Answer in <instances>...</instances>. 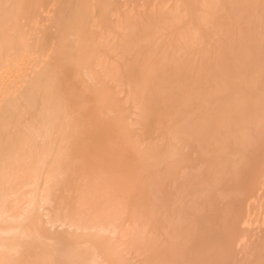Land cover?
Instances as JSON below:
<instances>
[{
	"label": "bare ground",
	"instance_id": "obj_1",
	"mask_svg": "<svg viewBox=\"0 0 264 264\" xmlns=\"http://www.w3.org/2000/svg\"><path fill=\"white\" fill-rule=\"evenodd\" d=\"M234 259L264 264V0H0V264Z\"/></svg>",
	"mask_w": 264,
	"mask_h": 264
},
{
	"label": "rangeland",
	"instance_id": "obj_2",
	"mask_svg": "<svg viewBox=\"0 0 264 264\" xmlns=\"http://www.w3.org/2000/svg\"><path fill=\"white\" fill-rule=\"evenodd\" d=\"M56 214H57V213H56ZM56 214H54L55 217L57 216ZM58 216H59V215H58ZM59 230H61V229H59ZM248 258H249L248 260H246V259H244V261L241 260L240 263L245 262V261L249 263V262H250L249 260H250V258H251V260H252V257L250 256V257H248ZM234 261H235V262H234ZM234 261L232 260V262H234V264H235V263H237V264L239 263V259H234ZM240 263H239V264H240Z\"/></svg>",
	"mask_w": 264,
	"mask_h": 264
}]
</instances>
